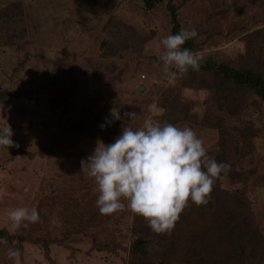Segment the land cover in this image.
Listing matches in <instances>:
<instances>
[{
    "label": "rangeland",
    "instance_id": "rangeland-1",
    "mask_svg": "<svg viewBox=\"0 0 264 264\" xmlns=\"http://www.w3.org/2000/svg\"><path fill=\"white\" fill-rule=\"evenodd\" d=\"M169 2L198 33L193 52L264 73V0H0V128L14 142L0 147V264H264V103L221 80L215 88L212 74L168 82ZM153 102L155 120L192 128L208 157L231 165L206 204L189 199L161 234L126 201L101 215L81 165L98 142L141 128ZM112 108L122 119L101 129ZM20 207L39 221L13 227L7 213Z\"/></svg>",
    "mask_w": 264,
    "mask_h": 264
},
{
    "label": "clouds",
    "instance_id": "clouds-1",
    "mask_svg": "<svg viewBox=\"0 0 264 264\" xmlns=\"http://www.w3.org/2000/svg\"><path fill=\"white\" fill-rule=\"evenodd\" d=\"M197 35L195 29L182 28L160 41L165 50L160 60L169 83L175 80L177 72L199 70L203 56L183 47ZM148 111L150 115L141 128L123 127L113 143L98 142L81 165L82 169L88 167V175L97 185L95 203L101 215L123 210L126 201L128 209L145 218L153 232L161 234L171 232L189 199L197 206L206 204L215 179L227 173L231 165L208 157L203 140L192 128L155 120L163 112L157 103L150 104ZM124 116L132 119L136 113L125 112ZM110 117L100 125L101 129L121 120L120 110L110 109ZM12 135L9 126L0 128V147L13 146ZM7 215L17 228L24 222L36 223L40 219L35 207L15 208ZM7 256L18 259L20 251L9 248Z\"/></svg>",
    "mask_w": 264,
    "mask_h": 264
},
{
    "label": "trees",
    "instance_id": "trees-1",
    "mask_svg": "<svg viewBox=\"0 0 264 264\" xmlns=\"http://www.w3.org/2000/svg\"><path fill=\"white\" fill-rule=\"evenodd\" d=\"M161 1L163 0H143V3L146 6V8L150 9V8H153L155 4L160 3ZM167 9L169 11L170 22H171V33L170 34H176L182 29L179 24L176 9L173 5H171L170 2L167 4ZM183 47H186L193 51V39L186 41ZM188 72L194 75H198V74L214 75V79L213 81H211L210 85H214L215 88L217 85V82H215V79H217L218 81L221 80L223 84L230 83L233 85H237L239 87L249 89L251 90L252 93H254L256 97L260 98L262 102L264 103V73L260 65H258V67H249L247 69H237V68L234 69V67H231L225 63H214L204 58L198 71H193L189 69ZM206 82L207 80H199L198 84L200 85L208 84L209 85V81L208 83ZM234 147L235 145L232 146V148ZM20 151L26 152L24 150H19L18 153H20ZM28 152L30 151L27 150L26 152L29 157L30 153ZM245 233L246 232H244V234ZM0 238L2 237L0 236ZM3 247L5 246L3 245ZM3 247H0V249L3 250L4 249ZM134 249L135 250L139 249L140 252L142 251V247H139L137 243L134 245ZM3 255L5 254L4 253L0 254V262L3 260L2 259Z\"/></svg>",
    "mask_w": 264,
    "mask_h": 264
}]
</instances>
